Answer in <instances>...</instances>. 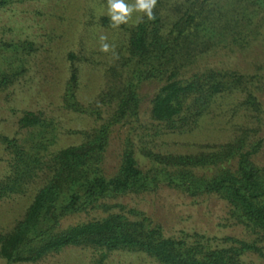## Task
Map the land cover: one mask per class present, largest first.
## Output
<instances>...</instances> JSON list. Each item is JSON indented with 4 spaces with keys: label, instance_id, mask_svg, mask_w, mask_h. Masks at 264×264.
<instances>
[{
    "label": "trees",
    "instance_id": "obj_1",
    "mask_svg": "<svg viewBox=\"0 0 264 264\" xmlns=\"http://www.w3.org/2000/svg\"><path fill=\"white\" fill-rule=\"evenodd\" d=\"M23 0H0V9ZM168 4V5H167ZM164 7V8H163ZM166 11V13L164 12ZM153 18L142 19L129 30L126 55L108 90L84 106L77 99L78 69L71 65L64 106L71 112L102 120L103 107L114 110L99 127L82 131L85 140L51 152L57 135L42 113L23 111L18 127L23 140L0 136L11 154L10 174L0 181V199L25 193L39 173L50 176L38 189L24 217L13 229L0 233V257L7 264H35L68 247L99 252L103 264L113 251L144 252L160 264H245V252L262 254L255 244L237 241L238 247L212 248L208 244L165 237L162 228L142 213L113 201L129 194L155 193L162 186L189 197L216 195L229 206L236 223L264 236V166L254 157L263 140L258 128L240 127L231 141L205 145L193 154L156 153L141 149L142 166L128 141L117 171L104 173L105 153L116 126L139 120L143 82L162 85L152 100L150 117L171 132L191 129L206 115L216 97L242 94L238 107L261 121V103L252 91L257 75L206 69L186 74L202 57L220 51L248 48L264 26V0H156ZM105 22L106 20L103 19ZM12 76L2 74L7 85ZM94 216L85 222L62 226L68 217Z\"/></svg>",
    "mask_w": 264,
    "mask_h": 264
},
{
    "label": "rangeland",
    "instance_id": "obj_2",
    "mask_svg": "<svg viewBox=\"0 0 264 264\" xmlns=\"http://www.w3.org/2000/svg\"><path fill=\"white\" fill-rule=\"evenodd\" d=\"M163 1L172 4L177 0ZM141 16L134 11L126 23L113 27L108 0H23L0 9V136L23 140L26 131L19 129L18 120L23 111H32L42 113V118L55 128L57 140L50 148L52 153L82 143L85 137L80 132L99 127L113 112L114 104L103 107L102 120L69 111L63 96L71 65L78 69L77 99L84 106L94 103L116 80L110 68L119 69V62L126 55L129 30ZM104 43L109 45L107 52L101 50ZM209 68L259 77L252 91L261 103V121L257 123L249 112L238 107L242 94L234 93L216 97L210 111L191 129L171 132L150 117L153 97L162 84L143 82L138 89L139 120L114 127L105 153V175L117 171L128 141L138 161L146 166L142 148L161 154H193L203 150L202 146L233 140L240 127L258 128L256 138L263 140V146L253 160L264 166V26L248 48L202 57L186 74ZM3 73L12 76L7 85L1 82ZM11 163V154L0 143V181L10 174ZM49 176L44 170L26 186L25 193L0 199V233L11 231L24 217ZM113 202L123 205L125 211L134 209L150 218L161 226L165 237L188 244L200 241L212 248L238 247L234 241L226 240L229 238L255 244L262 254L249 251L240 259L245 264H264V236L236 223L228 204L216 195L192 198L162 186L155 193L129 194ZM93 216L94 213L68 217L62 226L85 222ZM98 255L89 248L68 247L35 264H95ZM0 264L7 263L0 257ZM103 264L160 263L144 252L119 250L110 252Z\"/></svg>",
    "mask_w": 264,
    "mask_h": 264
},
{
    "label": "clouds",
    "instance_id": "obj_3",
    "mask_svg": "<svg viewBox=\"0 0 264 264\" xmlns=\"http://www.w3.org/2000/svg\"><path fill=\"white\" fill-rule=\"evenodd\" d=\"M156 0H134V3H126L125 0H108V14L113 27L126 23L131 14L135 11L142 13L148 19L153 18V8ZM143 17H138V21ZM106 37H101L105 40ZM102 51H109V45L104 43L101 48Z\"/></svg>",
    "mask_w": 264,
    "mask_h": 264
}]
</instances>
